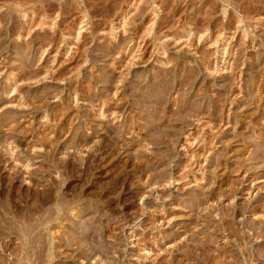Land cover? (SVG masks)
Segmentation results:
<instances>
[{"label":"rangeland","instance_id":"obj_1","mask_svg":"<svg viewBox=\"0 0 264 264\" xmlns=\"http://www.w3.org/2000/svg\"><path fill=\"white\" fill-rule=\"evenodd\" d=\"M0 264H264V0H0Z\"/></svg>","mask_w":264,"mask_h":264},{"label":"bare ground","instance_id":"obj_2","mask_svg":"<svg viewBox=\"0 0 264 264\" xmlns=\"http://www.w3.org/2000/svg\"><path fill=\"white\" fill-rule=\"evenodd\" d=\"M4 1H5V0H4ZM4 3H5V2H4ZM9 5H10V4H9ZM15 5H16V4H15ZM13 6H14V5H13ZM19 6H20V5H19ZM1 8H2V7H1ZM25 11H26V10H25ZM25 11H24V12H25Z\"/></svg>","mask_w":264,"mask_h":264}]
</instances>
